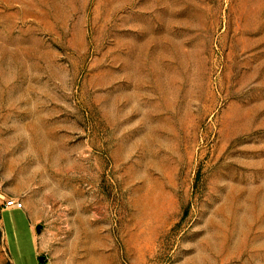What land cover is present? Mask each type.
Listing matches in <instances>:
<instances>
[{"label":"rangeland","instance_id":"obj_1","mask_svg":"<svg viewBox=\"0 0 264 264\" xmlns=\"http://www.w3.org/2000/svg\"><path fill=\"white\" fill-rule=\"evenodd\" d=\"M40 256L264 264V0H0V264Z\"/></svg>","mask_w":264,"mask_h":264},{"label":"built area","instance_id":"obj_2","mask_svg":"<svg viewBox=\"0 0 264 264\" xmlns=\"http://www.w3.org/2000/svg\"><path fill=\"white\" fill-rule=\"evenodd\" d=\"M22 207L23 203L19 199L16 197H10L9 199L5 200L3 211L12 208L21 209Z\"/></svg>","mask_w":264,"mask_h":264},{"label":"water","instance_id":"obj_3","mask_svg":"<svg viewBox=\"0 0 264 264\" xmlns=\"http://www.w3.org/2000/svg\"><path fill=\"white\" fill-rule=\"evenodd\" d=\"M41 228H42V225L38 224V225L36 226V231L39 233L40 230H41ZM39 262H40V264H44V263H45V262H44V257H43V256H40V257H39Z\"/></svg>","mask_w":264,"mask_h":264}]
</instances>
